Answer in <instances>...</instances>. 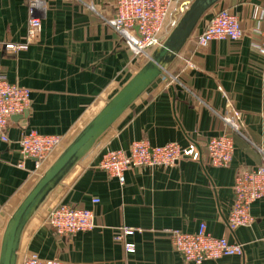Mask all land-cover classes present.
Returning <instances> with one entry per match:
<instances>
[{"label":"crops","instance_id":"obj_1","mask_svg":"<svg viewBox=\"0 0 264 264\" xmlns=\"http://www.w3.org/2000/svg\"><path fill=\"white\" fill-rule=\"evenodd\" d=\"M46 1L37 42L7 53L4 44L25 42L29 9L25 0H0V74L29 89L32 99L27 116L10 121L9 142L0 140V246L10 216L46 169L36 172L34 159L20 167L22 135L36 131L72 140L146 62L137 60L108 25L116 12L114 0ZM259 6L264 0H223L204 17L195 34L214 10L236 12L243 38L198 49L193 37L169 70L171 82L158 80L31 221L22 253L74 264H189L174 250L169 231L194 233L204 223L212 236L239 243L244 252L201 264H264V200L252 205L250 227L233 232L226 221L236 176L245 168H257L264 150V57L257 51L254 18ZM228 107L241 113L242 132L233 134L231 164L215 167L206 146L225 131L221 117ZM141 140L153 146L194 143L201 158L182 159L172 167L132 168L124 183L99 168L105 152H129ZM59 204L92 209L96 227L58 235L47 215ZM123 228L134 233L126 236ZM126 244H133L135 251L128 252Z\"/></svg>","mask_w":264,"mask_h":264},{"label":"built area","instance_id":"obj_2","mask_svg":"<svg viewBox=\"0 0 264 264\" xmlns=\"http://www.w3.org/2000/svg\"><path fill=\"white\" fill-rule=\"evenodd\" d=\"M193 0H114L115 16L107 20L123 39L137 60L148 59L150 53L159 46L173 29ZM29 9L28 30L23 44L7 43L3 51L17 53L27 50L35 44L42 32L43 19L47 12L46 0H25ZM95 10L93 6L90 7ZM215 9V8H214ZM255 33L259 37L257 51L264 57V6L256 8ZM244 36L239 15L230 9L214 10L204 29L194 36L198 49L208 47L212 42L240 41ZM194 68L192 64L188 65ZM170 80L171 77H170ZM31 91L10 83L0 74V140L9 142L8 127L15 116L23 115L31 108ZM225 131L211 138L207 143V156L212 166L226 167L231 164L235 153L233 134L241 133L243 118L233 107L221 117ZM64 138L57 135H44L30 131L22 135L19 151L23 162L35 160V170H44L48 157L64 145ZM201 151L194 143L181 147L176 143L153 146L147 140L135 141L130 151L109 150L105 152L99 168L125 181L126 171L138 167H172L182 159L198 161ZM234 199L227 217L231 231L240 227H250L254 218L252 205L264 200V150H261V164L257 168H245L236 176L233 187ZM94 204L99 200H93ZM95 212L92 209H80L59 204L49 209L47 223L58 235H73L91 231L96 227ZM123 234L134 233L133 229L123 228ZM174 250L179 252L189 264H201L208 260H218L226 256L243 255V245L231 243L226 238L212 236L207 225L202 223L198 231L188 233L181 230L169 231ZM117 240H121L119 237ZM126 250L135 251L133 244H126ZM18 264H74L60 259H44L30 252H19Z\"/></svg>","mask_w":264,"mask_h":264},{"label":"water","instance_id":"obj_3","mask_svg":"<svg viewBox=\"0 0 264 264\" xmlns=\"http://www.w3.org/2000/svg\"><path fill=\"white\" fill-rule=\"evenodd\" d=\"M223 0H193L144 65L113 95L45 169L10 216L3 231L0 264H18L24 233L66 178L97 143L160 79L170 83V68L196 33L204 17ZM15 116L20 119L27 116Z\"/></svg>","mask_w":264,"mask_h":264},{"label":"rangeland","instance_id":"obj_4","mask_svg":"<svg viewBox=\"0 0 264 264\" xmlns=\"http://www.w3.org/2000/svg\"><path fill=\"white\" fill-rule=\"evenodd\" d=\"M194 36H196V34H194L193 35V37ZM192 37V38H193ZM142 61H147V59H143ZM71 140H69V141H65L64 142V145L62 146V147H60L57 151H55L51 156H49L48 158V161L45 163V167H44V169L45 168H48L49 167V165L51 164V162L57 157V155H59V153L61 152V150H63L68 144H69V142H70ZM79 169V167H77V169H76V171ZM75 171V172H76ZM47 205L48 204H46V206L44 207V209H46V207H47ZM43 210V209H42ZM41 210V211H42Z\"/></svg>","mask_w":264,"mask_h":264},{"label":"bare ground","instance_id":"obj_5","mask_svg":"<svg viewBox=\"0 0 264 264\" xmlns=\"http://www.w3.org/2000/svg\"><path fill=\"white\" fill-rule=\"evenodd\" d=\"M67 179V178H66Z\"/></svg>","mask_w":264,"mask_h":264}]
</instances>
